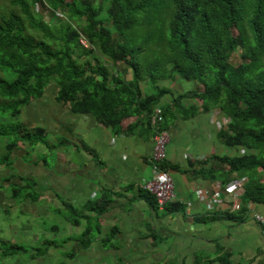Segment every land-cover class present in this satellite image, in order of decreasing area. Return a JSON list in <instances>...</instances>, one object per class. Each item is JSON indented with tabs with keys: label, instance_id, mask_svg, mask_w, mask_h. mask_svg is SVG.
Segmentation results:
<instances>
[{
	"label": "crops",
	"instance_id": "1",
	"mask_svg": "<svg viewBox=\"0 0 264 264\" xmlns=\"http://www.w3.org/2000/svg\"><path fill=\"white\" fill-rule=\"evenodd\" d=\"M104 64L113 67V76L133 79L121 62ZM156 85L166 92L152 104L153 114L136 107L117 130L59 104L55 84L24 107L19 116L26 117V127L42 128L46 141L50 134L57 141L55 147L33 146L40 158L20 143L11 164L0 166V211L28 219L10 225L11 239L0 240V247L22 248L20 239H29L33 250L19 254L32 264H264V226L253 218L264 216V204H250L244 215L228 214L231 203L223 189L221 203L211 202L216 184L247 182L226 174L220 162L244 152L225 146L221 134L229 118L194 97L204 92L197 82L175 75L153 85L147 77L142 96L157 94ZM163 111L167 116L160 122ZM156 130L169 134L164 165L179 199L165 207L141 188L153 178ZM30 183V192L16 199L15 188ZM0 258L22 264L17 255Z\"/></svg>",
	"mask_w": 264,
	"mask_h": 264
},
{
	"label": "trees",
	"instance_id": "2",
	"mask_svg": "<svg viewBox=\"0 0 264 264\" xmlns=\"http://www.w3.org/2000/svg\"><path fill=\"white\" fill-rule=\"evenodd\" d=\"M245 1L12 0L21 14L0 16V98L7 101L0 103V111L17 119L56 81L59 104L75 114H93L117 130L136 107L152 115V104L166 92L156 85L157 94L143 97L141 83L147 77L155 85L181 75L204 86L203 93H194L202 105L219 107L229 118L221 134L225 146L244 151L220 159L226 174L247 178L240 197L244 215L248 204H264V0ZM250 2L252 14L246 9ZM36 4L53 12L63 8L67 21H44ZM72 22L85 25L78 30ZM81 34L92 49L80 45ZM150 45L167 54L145 67L138 56ZM239 49L242 62L234 65L231 57ZM90 55L96 63L87 60ZM104 57L112 65L125 63L133 79L113 76ZM5 131L2 134L12 138L3 159L6 165L20 143L48 146L42 128L30 131L21 124L17 131ZM14 192L16 199L27 195L26 187ZM0 248L2 257L23 251Z\"/></svg>",
	"mask_w": 264,
	"mask_h": 264
},
{
	"label": "rangeland",
	"instance_id": "3",
	"mask_svg": "<svg viewBox=\"0 0 264 264\" xmlns=\"http://www.w3.org/2000/svg\"><path fill=\"white\" fill-rule=\"evenodd\" d=\"M248 1H250V0H248ZM250 5H251V2L249 5H247V7L246 6L245 7L247 9V12L251 13ZM35 9L37 12H41V14H43L44 21L49 22L50 24L56 25V24H61L64 21H67V18L65 15L66 13L63 11L64 10L63 8H60L57 12H53L48 8L47 9L42 8V6L40 4H36ZM12 12L21 14V9L19 6H16V4H13L12 0H0V16H6ZM157 17H158V15H157ZM72 23H74V22H72ZM83 25H85V22H81L80 24L74 23V26L78 30H81V27ZM157 35H159V32L157 33ZM117 37L118 36L115 34L114 35L115 42H117ZM82 38L83 37L79 38V43L81 46H83ZM85 38H83V39H85ZM140 40H141L140 37L136 38V42H138ZM87 42H88V47H84V46L83 47L86 49H92L90 42L89 41H87ZM134 49H137V48H134ZM77 50H78L79 54L81 53V51H83L82 49H76L75 51L77 52ZM166 54H167L166 49L156 48L155 46L150 45L148 48H144V51L141 54H139L138 61L142 65L147 67L148 65H150L154 61L163 59L166 56ZM87 60H90L93 63H96V61L93 60L92 55L88 56ZM102 61H103V63L104 62H107L108 64L110 63V60L107 57H104L102 59ZM231 62L234 65H238L242 62V50L241 49H239L233 53V55L231 57ZM121 66L126 67L127 65L125 63L121 62ZM108 67L111 69L113 68L111 65H108ZM52 84H55L57 86L56 81H52ZM52 84H50L48 87H50ZM152 87L153 86L151 85V88ZM52 88H56V87L54 86ZM6 102L7 101L0 98V103H6ZM31 103H33V101ZM61 105H63V104H61ZM64 106H67V105H64ZM23 110H24V108H23ZM23 115L24 114L19 116L17 119H13L11 117L9 111L7 113H3L2 111H0V166L3 164V159L7 155L6 146L11 142V139H12V138H10V139L7 138V136L3 135L2 133H5L6 132L5 130L10 131L12 129H15L17 131V130H19V126L21 124L24 125L26 128V126H27L26 117H24ZM20 129H22V128L20 127ZM56 141H57L56 137H54L51 134L48 135V137H47L48 146L47 147H55ZM28 147H29V145H28ZM49 149L50 148H48V150ZM29 150H31L30 152L32 153V157L33 156H37L38 158L41 157V152L39 151V149H36V147H33V146L29 147ZM230 155L233 156L235 154H234V152H231ZM28 186H29V188L27 189V192L29 193L30 192L29 189L32 187L31 183ZM10 190L11 189H9L7 186V189L4 190L6 195L10 194ZM27 221H28L27 215H20V214H16V213L12 214L10 212V210H7V212L0 211V240H3V241L8 240L9 241L11 239L10 231H9L10 225H16V224L26 225ZM17 244L18 245L21 244L23 250L28 251V254H30L31 250H33V245L30 243L29 239H20V241ZM17 257L21 261L22 264H32V263H29L27 261L29 257L26 254L25 255L24 254H18ZM0 264H3V261L1 258H0Z\"/></svg>",
	"mask_w": 264,
	"mask_h": 264
},
{
	"label": "built area",
	"instance_id": "4",
	"mask_svg": "<svg viewBox=\"0 0 264 264\" xmlns=\"http://www.w3.org/2000/svg\"><path fill=\"white\" fill-rule=\"evenodd\" d=\"M80 37L85 38L82 34ZM79 37V38H80ZM82 38V44L84 47H88V40ZM157 123L156 116L152 117V124L155 127ZM170 137L167 131L165 130H156L154 136V147L152 154L150 156L151 167L153 171V178L147 180L141 185L143 191L151 194L155 199L159 207H165L169 204L178 203L179 199L177 198L175 192V181L170 172L165 166L164 162L167 157V146L169 144ZM215 191L211 197V202L214 204L221 203L220 192L223 189L224 192L230 198V206L228 209L229 213H240L241 212V203L240 197L244 192V181L243 179H234L228 184L222 186L221 184L215 185ZM250 204L247 205L249 209ZM253 218L256 222L264 226V216L253 213Z\"/></svg>",
	"mask_w": 264,
	"mask_h": 264
}]
</instances>
